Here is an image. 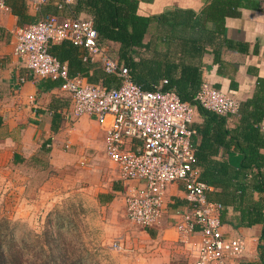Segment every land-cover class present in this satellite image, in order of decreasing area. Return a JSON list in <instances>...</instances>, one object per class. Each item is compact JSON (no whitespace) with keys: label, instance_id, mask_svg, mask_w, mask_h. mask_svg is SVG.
<instances>
[{"label":"built area","instance_id":"built-area-1","mask_svg":"<svg viewBox=\"0 0 264 264\" xmlns=\"http://www.w3.org/2000/svg\"><path fill=\"white\" fill-rule=\"evenodd\" d=\"M73 0H63L71 3ZM35 9L47 0H26ZM0 0V10H6ZM15 53L34 80L60 82L71 99L76 118L93 117L106 133V155L116 165L120 179L134 182L125 191L128 219L144 229L157 227L167 210L168 191L181 186L186 208L176 212L180 241L194 264H241L248 249L242 235L225 231L223 203L211 199L213 187L201 180L192 125L197 107L183 101L173 90H145L136 84L130 69L118 62L99 42L93 20L49 16L14 30ZM70 42L83 50L85 62H98L107 74L121 79L119 88L91 83L81 74L72 75L68 63L50 53L53 45ZM21 78L20 83H25ZM197 104L221 116H237L241 103L203 79L195 97ZM200 236L198 241L195 236ZM116 250L122 249L119 242Z\"/></svg>","mask_w":264,"mask_h":264},{"label":"crops","instance_id":"crops-1","mask_svg":"<svg viewBox=\"0 0 264 264\" xmlns=\"http://www.w3.org/2000/svg\"><path fill=\"white\" fill-rule=\"evenodd\" d=\"M138 1L140 13L151 16L175 8L200 12L211 0ZM6 3L7 9L0 10V117L4 122L0 128V146L13 149L14 162H25L24 160L28 159L29 164L33 161L34 166H38L41 161L47 159L49 170L38 172L37 177L43 175L48 178L51 169L61 172L77 167L79 164L91 167L99 164L101 160L111 163L117 176L112 178V182L109 178L108 182L111 183L109 188L101 189L97 193L98 200L100 205L109 206L114 205L122 196L126 213L125 191L135 183L123 182L116 165L107 157L104 129L93 117L76 118L68 94L64 93L59 86L53 85L55 82L59 84L60 82L40 78L34 80L28 67L15 53L14 30L25 27L26 24L36 23L43 15L42 12L46 10L48 1L40 9L32 8L26 0H6ZM74 3L75 0L64 4ZM55 7L53 6L56 14L49 12L42 18L75 17L69 9H63L60 5L58 8ZM78 18L89 19V16L82 13ZM216 43L221 45L215 44V47L220 49L221 61L216 62L215 53L212 50L214 48H212V52L207 53L203 58V79L209 80L217 89L240 101L241 109L242 105L245 108L244 117L253 118L252 116L255 115L259 118V126L264 134V0H242L237 13L227 17L225 34ZM81 51L83 54L82 49ZM91 63L100 65L98 62ZM21 78H26V82L20 83ZM245 103L250 105L245 106ZM242 115L239 113L237 116H229L228 128L232 130L238 128L242 122ZM205 123V118L197 109L193 129L198 131V126L205 127ZM200 141L201 135L197 132L194 142L198 145ZM213 149L214 161L229 160L233 165L240 164L241 155L233 144L230 148L221 145ZM261 152L264 154V148ZM93 176L97 179L100 175ZM76 177L78 180L80 174ZM45 190V185L39 184L36 185L34 192L38 191L43 195L46 193ZM214 191L216 189L213 187L210 196ZM168 194L167 210L162 222L155 228L145 229V233L152 241L160 237L165 243L182 244L176 227L178 222L176 212L186 208L184 191L181 186L173 185ZM260 197L258 193L249 196L253 202L258 201ZM238 216L239 213L233 207L228 209L227 222L224 223L225 231L232 237L239 235L245 237L248 244L245 258L253 262L258 261L257 244L262 225L251 228L235 227ZM199 239V235L194 237L195 241ZM185 249L189 258L192 259L187 247ZM192 262L194 264L193 259Z\"/></svg>","mask_w":264,"mask_h":264},{"label":"trees","instance_id":"trees-1","mask_svg":"<svg viewBox=\"0 0 264 264\" xmlns=\"http://www.w3.org/2000/svg\"><path fill=\"white\" fill-rule=\"evenodd\" d=\"M47 1L44 16L49 12L56 14L53 6L58 8L63 4V0ZM241 3L242 0H211L200 12L175 8L151 16L140 13L138 0H75L74 4L62 7L75 17L87 14L95 24L102 45L106 42L120 45L116 59L130 69L136 84L153 91L166 80L164 91H176L183 101L196 105L206 120L205 127L198 126L197 131L201 135L200 143L196 144L201 180L216 189L209 197L224 204L223 223L227 222L228 209L233 207L239 213L235 227L262 225L257 244L258 261L244 259L241 264H264V154L261 152L264 134L260 119L255 115L244 117L242 105L241 125L232 130L228 128V117L208 111L195 101L203 82V58L213 50L216 62L221 61L216 41L225 34L227 17L235 15ZM43 15L37 22L46 18ZM50 53L62 63H68L72 75L81 74L89 82L108 89L121 85L117 75L107 74L101 65L85 62L81 49L70 42L53 45ZM3 123L0 117V128ZM231 144L241 155L240 164L214 161L213 147L230 148ZM254 193L261 195L256 202L249 198ZM9 224V220H0V264H38L24 257L19 261L18 244ZM24 247L27 250L29 244L25 242ZM50 250L53 257L41 264H85V258L71 260L63 254L61 259L54 249L50 247ZM41 252L45 251L41 249Z\"/></svg>","mask_w":264,"mask_h":264},{"label":"rangeland","instance_id":"rangeland-1","mask_svg":"<svg viewBox=\"0 0 264 264\" xmlns=\"http://www.w3.org/2000/svg\"><path fill=\"white\" fill-rule=\"evenodd\" d=\"M104 46L113 57L119 56V44ZM12 151L0 146V220L11 222L19 261H49L51 247L61 259L63 254L71 260L85 258V264H193L181 243H165L160 237L152 241L144 228L129 221L122 196L114 205H100L97 193L117 176L111 163L99 160L91 167L51 169L48 178L37 177L49 168L48 160L38 166L28 159L18 163ZM95 174L100 176L95 179ZM39 184L45 185L43 195L34 192ZM116 242L122 249L114 248Z\"/></svg>","mask_w":264,"mask_h":264}]
</instances>
